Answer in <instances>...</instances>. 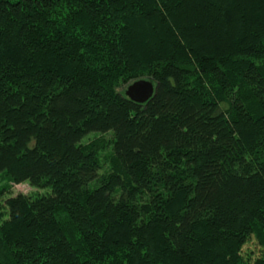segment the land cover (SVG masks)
Returning a JSON list of instances; mask_svg holds the SVG:
<instances>
[{
	"label": "trees",
	"instance_id": "trees-1",
	"mask_svg": "<svg viewBox=\"0 0 264 264\" xmlns=\"http://www.w3.org/2000/svg\"><path fill=\"white\" fill-rule=\"evenodd\" d=\"M5 179L0 264H264V0H0Z\"/></svg>",
	"mask_w": 264,
	"mask_h": 264
},
{
	"label": "rangeland",
	"instance_id": "rangeland-1",
	"mask_svg": "<svg viewBox=\"0 0 264 264\" xmlns=\"http://www.w3.org/2000/svg\"><path fill=\"white\" fill-rule=\"evenodd\" d=\"M97 134H90L87 137H85L84 141H88L93 139L94 137H96ZM104 137H106L107 139L110 137V134H106L104 135ZM110 149L108 148L107 151H105V153H107ZM108 167V164H104L103 169H101L100 173H102V171L106 170ZM6 179L2 180L0 185H4L6 184ZM94 183V181L92 182ZM9 185V188H11V191L9 194H17V193H25V194H29V193H34L36 195H40V194H44L46 192H49V188H40V189H36L31 187L28 183H19V184H14L12 182H8L7 183ZM4 196H2V198L0 197L1 200H4ZM260 246L257 244L256 240L252 237L249 241H247L242 249H241V254L244 257H250L251 260L255 259L259 254H260Z\"/></svg>",
	"mask_w": 264,
	"mask_h": 264
},
{
	"label": "water",
	"instance_id": "water-1",
	"mask_svg": "<svg viewBox=\"0 0 264 264\" xmlns=\"http://www.w3.org/2000/svg\"><path fill=\"white\" fill-rule=\"evenodd\" d=\"M155 92V85L151 79L140 78L129 83L125 95L138 103L146 102Z\"/></svg>",
	"mask_w": 264,
	"mask_h": 264
}]
</instances>
